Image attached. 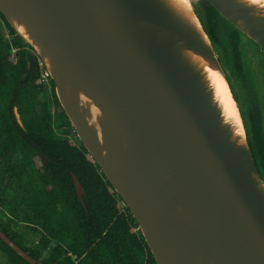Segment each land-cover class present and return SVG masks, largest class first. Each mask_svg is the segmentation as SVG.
<instances>
[{"label": "water", "instance_id": "water-1", "mask_svg": "<svg viewBox=\"0 0 264 264\" xmlns=\"http://www.w3.org/2000/svg\"><path fill=\"white\" fill-rule=\"evenodd\" d=\"M204 1L264 52V7ZM0 14L41 61L78 141L135 219L156 264H264V183L192 6L0 0ZM205 67L223 79L241 135L225 121ZM71 176L81 201L84 190ZM0 239L28 264H43L1 231Z\"/></svg>", "mask_w": 264, "mask_h": 264}, {"label": "trees", "instance_id": "trees-1", "mask_svg": "<svg viewBox=\"0 0 264 264\" xmlns=\"http://www.w3.org/2000/svg\"><path fill=\"white\" fill-rule=\"evenodd\" d=\"M194 1L204 11L205 33L211 43H217L211 18L214 12L204 0ZM2 24L10 42L0 34V169L7 182L0 207L8 210L1 209L7 218L0 219V231L43 264H156L135 219L84 147L57 136L62 128L75 132L58 103L54 84L48 77L53 103L49 111L45 103L37 101L44 90L38 58L0 14ZM237 34L231 31L226 38L241 72ZM13 48H17L16 60L11 59ZM37 105L40 114L35 111ZM250 105L244 118L245 133L264 183L263 118L258 104L250 100ZM15 107L23 130L15 120ZM72 174L84 190L81 201ZM20 224L40 234L36 248H29L23 235L14 231ZM52 242L55 245L49 248ZM48 249L47 256L40 259ZM0 252L7 264H28L1 239Z\"/></svg>", "mask_w": 264, "mask_h": 264}, {"label": "rangeland", "instance_id": "rangeland-1", "mask_svg": "<svg viewBox=\"0 0 264 264\" xmlns=\"http://www.w3.org/2000/svg\"><path fill=\"white\" fill-rule=\"evenodd\" d=\"M190 6H192L193 12L198 18L200 24L203 29L206 27V18L204 15V11L202 8L195 2L194 0H187ZM212 24L216 27V36L218 38L217 43H211V46L221 64L225 75L227 76L229 85L231 87L232 95L237 103V107L239 108L243 124L244 118L246 115V111L249 108L250 100L255 101L260 110L263 118V131H264V52L257 45L251 42L246 36L242 33L237 34L239 47L241 46V56L243 60L242 71L239 72L236 69V62L231 58V54L229 53L227 38L230 36L232 31L231 26L226 24L220 17L216 15H212ZM205 30V29H204ZM0 33L5 37L6 41H9V37L7 36V30L5 26L2 24L0 26ZM43 92L37 97V101L40 103H45L48 110L52 111V100L49 91V86L47 82L44 83ZM22 109V106H20ZM18 108H14L13 113L16 122L22 124ZM35 111L40 114V106L37 105L35 107ZM245 128V127H244ZM57 136L60 138H65L68 142L73 146H79V141L76 135L73 134L72 129L62 128L57 131ZM6 178L3 177L0 169V197L3 196L5 188H6ZM10 194L14 195V192H10ZM8 213V210L0 207V219L6 220L7 217L3 216L2 211ZM14 231L20 232L23 235L24 240L28 244V247L34 249L37 247L38 241L40 239V234L37 232H32L28 229L24 224H20L13 228ZM55 245L52 242L49 248H52ZM48 250L44 251L41 255L40 259H44ZM0 264H7L6 257L0 252Z\"/></svg>", "mask_w": 264, "mask_h": 264}, {"label": "bare ground", "instance_id": "bare-ground-1", "mask_svg": "<svg viewBox=\"0 0 264 264\" xmlns=\"http://www.w3.org/2000/svg\"><path fill=\"white\" fill-rule=\"evenodd\" d=\"M173 1L180 7L184 8L186 11L191 8L187 0H173ZM248 1L254 5L264 7V0H248ZM204 71L206 73V77L209 81L210 87L213 90V97L217 102L219 108L221 109L225 121L231 124V126L235 129L236 134L241 135L240 121L235 109L233 108V104L229 99V92L223 79L216 71L208 67H205ZM92 113L93 115L91 120L94 121V115L97 114L94 108L92 109Z\"/></svg>", "mask_w": 264, "mask_h": 264}, {"label": "built area", "instance_id": "built-area-1", "mask_svg": "<svg viewBox=\"0 0 264 264\" xmlns=\"http://www.w3.org/2000/svg\"><path fill=\"white\" fill-rule=\"evenodd\" d=\"M6 30H7V28H6ZM7 36H8V31H7ZM13 51L15 52L16 49L14 48ZM39 66H40V69H41V75H40L41 76V79H42V81H46L47 78H48V74H47L46 70L43 68V65H42V63H41L40 60H39Z\"/></svg>", "mask_w": 264, "mask_h": 264}, {"label": "flooded vegetation", "instance_id": "flooded-vegetation-1", "mask_svg": "<svg viewBox=\"0 0 264 264\" xmlns=\"http://www.w3.org/2000/svg\"><path fill=\"white\" fill-rule=\"evenodd\" d=\"M0 34H1V33H0ZM1 35H2V34H1ZM2 36H3V35H2ZM4 41H5V42H10V39H9V41H6V40H5V37H4ZM13 49H14V48H13ZM13 49L11 50V55H12V56H11V59H12V60H16L15 53L17 52V48H15V49H16L15 52L13 51ZM38 60H39V59H38ZM40 75H41V74H40ZM42 82L44 83L45 81H42ZM46 82H47V80H46Z\"/></svg>", "mask_w": 264, "mask_h": 264}]
</instances>
